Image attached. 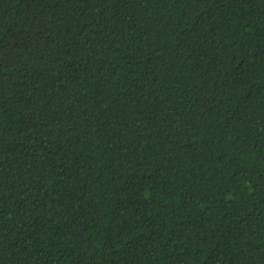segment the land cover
Instances as JSON below:
<instances>
[{
    "label": "trees",
    "instance_id": "1",
    "mask_svg": "<svg viewBox=\"0 0 264 264\" xmlns=\"http://www.w3.org/2000/svg\"><path fill=\"white\" fill-rule=\"evenodd\" d=\"M0 264H264V0H0Z\"/></svg>",
    "mask_w": 264,
    "mask_h": 264
}]
</instances>
